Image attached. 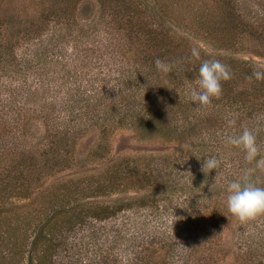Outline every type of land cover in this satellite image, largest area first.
<instances>
[{"label": "rangeland", "instance_id": "1", "mask_svg": "<svg viewBox=\"0 0 264 264\" xmlns=\"http://www.w3.org/2000/svg\"><path fill=\"white\" fill-rule=\"evenodd\" d=\"M138 1L143 14L139 25L146 22L175 35L203 58L237 66L246 62L264 71V0H197L208 8L224 4L232 16L225 38H205L186 28L164 15L156 0ZM117 6L78 0L65 10L61 0L35 7L29 0H0V180L6 174L18 182L24 178L32 193L28 200L0 202L2 263L38 264V242L43 241L52 245V264H264V215L240 223L226 206L227 185L246 171L264 187V167L247 161L244 152L227 143L229 136L248 129L260 146L256 159H264V115L255 106L243 114L229 95L194 110L189 92L195 81H183V75L173 80L172 74L154 67L149 79L139 84L142 115L133 124L114 119L101 129L95 124L98 114L89 115L84 128L75 129V139L68 137L72 146L67 162L39 177L33 172L31 165L41 164L38 157L48 150L54 128L73 126V112L63 106L67 94H98L104 99L99 110L110 108L113 93L129 76L127 69L144 66L138 44L142 36L130 29L138 20L130 22L131 16ZM208 157L220 161L209 173L202 169ZM121 162L148 174L150 183L98 192L95 179ZM68 179L79 181L81 192L78 203L65 210L80 203L130 208L104 221L85 219L50 241L43 227L52 211L44 216L38 202L49 187ZM173 215L183 219L174 223ZM16 227L25 243L23 257L13 261L16 244L10 233Z\"/></svg>", "mask_w": 264, "mask_h": 264}, {"label": "trees", "instance_id": "2", "mask_svg": "<svg viewBox=\"0 0 264 264\" xmlns=\"http://www.w3.org/2000/svg\"><path fill=\"white\" fill-rule=\"evenodd\" d=\"M158 5L161 8V11L164 15H167L170 19H174L177 22L184 24L186 28L191 29L192 31L202 34L205 38H225L224 36L228 34L230 29H228L227 24L230 23V18H232L228 10H225L224 4L219 2V5L216 4L212 8H208L205 4H198L197 0H156ZM36 2V3H35ZM29 0V5L34 6L35 4L45 5L46 0ZM74 2L78 0H61L62 7L64 6L65 10L70 9L73 6ZM105 2L111 4V6H117L118 11H122L125 14L135 18L136 20L140 19V9L141 5L137 0H105ZM103 3V2H102ZM224 8V9H223ZM70 13V12H68ZM68 13H65L68 14ZM143 15V14H142ZM142 20V19H140ZM137 27L139 29H133V25H130L131 30L140 31L139 36H142L140 40L143 47V65L139 67L127 69L126 73L129 75L126 81H123L122 89L116 84V87H119L118 90L113 93V105L110 108L105 107L99 110L100 106H103V98L98 94H95L97 97H90L92 95L86 93H79L76 96L67 94L68 96L64 100V108L70 109L73 112L71 121L73 126L65 128H54L53 140L49 143L48 150L46 149L38 157L41 164H37V167H34L35 164L31 165L33 172L38 174V177L43 174L44 171L52 170L56 166L62 167V163L67 162V156L69 155L68 149H70L71 142L68 138L69 136L72 139H75L73 136L75 133L79 132L80 129L84 128V122L90 120L89 115L94 117L96 115L95 124L100 126L101 129H106L111 125L112 121L116 119V123L124 124H133L138 115H142L141 106V95H139L138 87L142 81H147L150 77L149 71L155 67V61L160 59L162 62L171 63V71L168 74H172L173 80H179L180 75H183V81H195L200 62L203 60H210L203 58L200 55V60L196 61L191 58L190 48L186 43L178 41L175 35H171L163 29L152 28L148 23L142 22L139 25V20L137 21ZM141 23V22H140ZM231 30L235 31V28L232 27ZM173 59V60H172ZM219 61L225 64L232 72V78L228 81L221 82L222 93L219 96L221 99L223 95H229V99L234 102L239 103V110L243 111V114L247 108L253 111L252 108L255 106L257 111L261 112L263 115V106H264V81H255L254 79L249 80L253 73L258 69L249 65L248 63H243L237 66L236 63H232L229 60L219 59ZM137 68V69H136ZM122 74V73H121ZM175 74V76L173 75ZM121 80L118 78L117 80ZM124 79V77H123ZM130 92V93H127ZM104 96L105 94L102 93ZM220 102V100H218ZM84 103V106L77 108L75 104ZM260 106V107H258ZM76 108L77 112L72 111ZM92 110L93 113L90 111ZM247 111V110H246ZM102 115V117H99ZM100 120L102 123H100ZM109 121V123H108ZM77 125L79 127H77ZM68 129H73L68 130ZM75 129L79 131L75 132ZM65 130V131H62ZM260 149V146L257 145ZM64 155L61 156V155ZM129 162V161H128ZM128 162H121L118 166H112L107 169L103 176L95 179L100 188L98 192L107 193V192H116L124 189H128L134 185L142 184L148 185L150 183V176L145 172H140L131 167ZM52 167V168H50ZM29 168V167H28ZM38 169V170H36ZM26 173V172H25ZM200 175L202 176L203 171L201 170ZM24 178L21 179V183L18 182L10 174H6L0 180V202L4 203L8 199L18 198L22 200H28L32 193L29 192V187L24 186L22 183ZM27 180V178L25 179ZM72 179L66 180L65 183L54 184L47 190L46 195H43L39 200V205H42L44 209V216L46 211L49 209L52 211L51 215L47 218L46 224L43 229L46 230V235L49 240H53L52 237L56 233H69L75 227L82 224L85 219H93L96 221H104L109 217H112L117 214L119 210L129 209L130 206L124 205L116 208H100L98 206L87 205V204H73V207L65 210V207L68 205L71 206V203H78L77 196L80 195L81 187L80 182L71 181ZM31 188V187H30ZM38 210V209H33ZM31 212V211H30ZM46 218V217H45ZM21 220V219H20ZM3 221V220H2ZM11 220L6 221L8 226L11 225ZM30 221L27 220V224ZM10 233L11 240L13 245L16 244V248L11 252V259L20 260L19 258L23 257L24 252V243L25 237L23 235H18L20 228L12 229ZM43 235V236H44ZM1 244V241H0ZM38 244L41 246L39 256L37 257L38 264H52V245L47 242L39 241ZM2 254H0V264H9L8 262L2 263Z\"/></svg>", "mask_w": 264, "mask_h": 264}, {"label": "clouds", "instance_id": "3", "mask_svg": "<svg viewBox=\"0 0 264 264\" xmlns=\"http://www.w3.org/2000/svg\"><path fill=\"white\" fill-rule=\"evenodd\" d=\"M190 55L193 60H200V52L197 48H192ZM155 67L161 73L166 74L171 71V65L162 62L160 59L155 61ZM231 78V70L219 60L201 61L195 79L196 87L190 89L189 92V98L195 106L194 110L210 106L212 99L218 98L222 93L221 82ZM248 79H254L257 82L264 81V71H253ZM227 143L244 152L247 161H256L258 168L264 167V159H256L259 149L252 131L244 129L239 135L229 136ZM219 165L220 161L216 157H208L203 159L202 169H208L209 173L217 169ZM187 173L191 175L190 172ZM226 192L228 213L240 223H247L259 215H264V187L257 186L247 171L240 180L230 182ZM173 219L175 223L182 220L183 217L173 215Z\"/></svg>", "mask_w": 264, "mask_h": 264}]
</instances>
